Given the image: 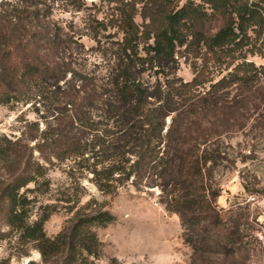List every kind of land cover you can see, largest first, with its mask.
I'll use <instances>...</instances> for the list:
<instances>
[{
	"label": "trees",
	"instance_id": "obj_1",
	"mask_svg": "<svg viewBox=\"0 0 264 264\" xmlns=\"http://www.w3.org/2000/svg\"><path fill=\"white\" fill-rule=\"evenodd\" d=\"M110 1L117 3L119 12L115 18L124 35L104 49L114 60L111 79L102 89L106 96L100 100L94 82L87 78L84 99L79 101L72 94L67 102L69 108L57 116L59 126L45 128L32 137L36 138L33 146L20 139L1 138L0 158L7 176L0 175V215L7 225L36 241L45 264H100L103 242L96 228L116 220L102 203L91 199L80 205L53 236L45 232L46 216L29 221L27 185L44 176L43 165L37 161L35 168L32 161V150L36 149L45 161L55 158L61 162H90L92 180L107 194L128 183L139 185L147 175H160L162 201L169 211L179 215L183 241L192 250L189 264H251V250L264 248L254 234L250 204L225 209L217 203L222 190L214 172L218 153L207 142L222 130L217 126L208 131H190L202 113L232 103L227 101V87L236 84L240 94L245 95L258 80L259 68L253 62H235V52L254 41L241 35L246 31L247 4L238 0H200L212 9V13H206L199 5L189 3L170 9L169 0H130L121 4ZM31 12L29 8L19 9L14 17L20 22L25 17L36 18V13ZM217 13L223 15V23L210 33V16ZM137 14L145 20L143 30L135 20ZM23 34L19 38L0 34V104L8 103L27 80L37 82L49 76L58 82L65 77L59 68L36 56V41L41 40L36 39V29ZM61 41L60 35L47 39L56 51ZM258 41L255 45L264 57V35ZM100 46L104 47L101 42ZM182 46L202 60L194 62L191 81L166 77L151 89L139 79V65L146 61L151 65L168 63ZM211 60L225 62L232 69L215 82L205 79ZM205 83H209L208 87L200 90ZM254 241L259 245L253 246ZM107 264L124 263L111 256Z\"/></svg>",
	"mask_w": 264,
	"mask_h": 264
},
{
	"label": "rangeland",
	"instance_id": "obj_2",
	"mask_svg": "<svg viewBox=\"0 0 264 264\" xmlns=\"http://www.w3.org/2000/svg\"><path fill=\"white\" fill-rule=\"evenodd\" d=\"M125 1L130 0H118V4ZM238 1L246 3L248 9L246 31L241 35H248L254 41L235 52V62L242 59L253 62L259 68L258 80L245 95L240 94L236 84L227 87V101L232 103L202 113L190 126V131H208L217 126L222 130L207 142L218 153L216 165L212 164L222 188L217 203L225 209L249 203L254 234L262 240L264 248V57L257 46L259 36L264 35V0ZM168 2L170 9L189 3L212 13V9L200 0ZM141 5L139 3L138 7ZM116 7L117 3L110 0H0V34L19 38L35 28L36 39H41L36 41V56L65 73L58 82L49 76L37 82L27 80L20 84L8 103L0 104V140L7 136L33 146L36 138L32 137L45 128L59 126L57 116L61 110L69 108L67 102L72 94H76L79 101L84 99L87 78L94 82L100 100L106 96L102 89L111 79L114 60L104 49L110 41L124 35L119 19L115 18L119 12ZM27 8L32 14L36 13V18L25 17L22 22L18 21L14 17L17 11ZM210 17L207 28L214 33L224 18L218 13ZM135 20L143 30L145 20L142 16L137 14ZM238 20L235 19L237 23ZM53 35H60L62 39L58 51L47 42ZM140 53L145 55L143 49ZM194 62L202 60L195 58L192 52L184 51L182 46L177 48L174 60L168 63L151 65L146 61L139 65L138 76L151 89L166 77L191 81L195 75ZM231 69L232 66L227 68L225 62L211 60L204 77L215 82ZM208 85L200 86V90L204 91ZM170 121L171 116H168L167 125ZM29 153H26L28 157ZM32 161L35 168L37 161L43 165L44 176L37 177V183L27 185L29 221L46 216L44 229L47 235H56L80 205L94 199L116 216L113 223L96 228L103 242L100 264H107L111 256L124 264H189L192 250L183 241L179 215L169 211L162 201L160 175H147L139 185L128 183L107 194L92 180L90 162L73 159L61 162L55 158L45 161L36 149L32 150ZM0 175L7 176L1 158ZM2 217L0 215V264H28L31 261L45 264L36 241L7 225ZM255 244L259 245L254 241L253 246ZM250 253L251 264H264V251L251 250Z\"/></svg>",
	"mask_w": 264,
	"mask_h": 264
}]
</instances>
